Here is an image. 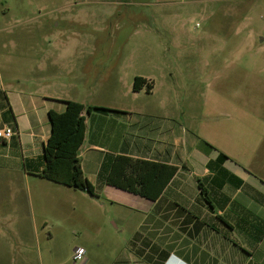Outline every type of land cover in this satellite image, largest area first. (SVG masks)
Segmentation results:
<instances>
[{"label":"rangeland","instance_id":"rangeland-1","mask_svg":"<svg viewBox=\"0 0 264 264\" xmlns=\"http://www.w3.org/2000/svg\"><path fill=\"white\" fill-rule=\"evenodd\" d=\"M110 65L120 66L121 81L110 79ZM143 73L157 75L155 96L177 95L180 110L200 115L210 108V123L213 112L237 104L257 112L264 101V0H0V99L7 106L10 96L36 93L59 75L61 95L138 105L145 93L133 90L134 75ZM25 155L12 139L0 141V216L34 221L35 239L7 227L0 251L14 244L41 264H73L78 247L106 260L118 245L156 238L140 227L145 215L125 205L62 184L34 189L24 182V167H31Z\"/></svg>","mask_w":264,"mask_h":264},{"label":"crops","instance_id":"crops-1","mask_svg":"<svg viewBox=\"0 0 264 264\" xmlns=\"http://www.w3.org/2000/svg\"><path fill=\"white\" fill-rule=\"evenodd\" d=\"M119 67L110 65V79L122 80ZM136 76L152 82L153 88L150 92L145 86L135 91L145 96L133 106L61 95L55 88L64 84L60 75L58 81L46 80L43 90L36 93L14 99L10 96L9 106L0 99V128L16 124L19 135L9 139L21 146L31 166L24 167V182L33 181V188L42 193L61 185L38 175L44 167V144L51 133L49 110L64 111L63 100L67 99L113 109L86 115L85 141L80 150L84 173L99 197L144 214L140 227H145L146 234L155 232L161 240L151 237L125 242L110 259L86 255L73 264H264V101L257 102V112L240 104L227 113L213 112L216 120L210 123V108L200 115L188 114L185 107L179 109L177 95L155 96L157 75ZM160 78L175 91L173 82L162 80L167 75ZM246 104L253 108L254 98ZM207 130H216L218 138ZM220 152L228 156L222 163L217 161ZM118 155L163 162L178 166V171L160 198L152 200L106 182ZM5 163L11 165L13 161ZM31 214L34 220L33 211ZM47 222L43 219L42 228ZM7 227L11 232L30 231L31 240L35 239L34 221L28 224L19 217L0 216V231ZM0 264L41 262L29 249L13 244L10 251H0Z\"/></svg>","mask_w":264,"mask_h":264},{"label":"trees","instance_id":"trees-1","mask_svg":"<svg viewBox=\"0 0 264 264\" xmlns=\"http://www.w3.org/2000/svg\"><path fill=\"white\" fill-rule=\"evenodd\" d=\"M144 86L149 92L153 88L152 82H148L142 76H136L133 82L134 91H139ZM63 101L66 103L64 111L49 110L51 133L44 144V167L38 175L99 197L95 186L84 173L80 150L85 141L86 115L92 111L113 109L100 105H87L71 99ZM13 128L16 130L15 135H19L16 124ZM0 141L6 143L5 139H0ZM227 158L224 152H220L217 161L222 163ZM177 171L178 166L118 155L106 177V182L143 197L157 200ZM199 185L202 194L205 195L201 180H199Z\"/></svg>","mask_w":264,"mask_h":264},{"label":"built area","instance_id":"built-area-1","mask_svg":"<svg viewBox=\"0 0 264 264\" xmlns=\"http://www.w3.org/2000/svg\"><path fill=\"white\" fill-rule=\"evenodd\" d=\"M16 134V130L11 126L0 128V139H9ZM86 255V250L83 247H78L73 255L75 261L82 260Z\"/></svg>","mask_w":264,"mask_h":264}]
</instances>
